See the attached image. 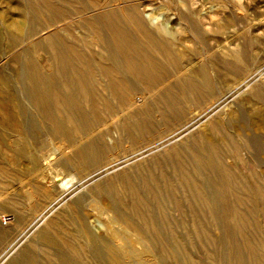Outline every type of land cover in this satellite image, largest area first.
I'll return each instance as SVG.
<instances>
[{
  "label": "bare ground",
  "instance_id": "6f19581e",
  "mask_svg": "<svg viewBox=\"0 0 264 264\" xmlns=\"http://www.w3.org/2000/svg\"><path fill=\"white\" fill-rule=\"evenodd\" d=\"M23 2L26 9L22 15L25 18L37 17L45 13L44 10L51 14L47 15V23L39 29H24L23 26H17V23L13 26V22L5 25L6 32L11 35L13 42H25V46L17 52L11 50L9 51L11 53H8L9 57L12 56V60L19 64L15 74L11 77L0 75L2 79L16 87L9 100L10 109L1 107L0 116L4 119L5 117L15 119L13 128L26 136V141L24 140L13 153V163L26 159L32 165L29 173L40 170L39 159L48 163L47 168H51L53 162L63 168L70 161L75 164L77 162V165L83 168L98 164L104 158L106 145L103 139L104 134L108 132L105 130L104 133L94 137L91 136V132L104 122L101 112L114 115L124 112L115 122V126L127 137L134 136L142 125L151 124L146 99L149 96L156 98L155 86L164 83L168 73H173L178 79L179 88L173 89L170 85L164 87L165 89L159 94V102H164L166 105L180 104L188 102L187 100L194 95H199L198 99L208 97L211 99V96L213 98L215 95L205 66H201L198 71L190 69L189 73H176L180 61L174 42L165 37H153L146 26H142V23L136 20V16L128 15L129 11L128 14L123 12L122 16L117 17L113 10L105 9L106 12L99 17L84 18L80 22L85 34L96 32L98 26L100 28L96 33L102 47L103 58L98 61L94 57V51L91 53L92 51H87L84 45L80 44L76 35L74 36L73 28L67 27V34L64 35L58 30L65 18L80 12V6L77 5V10L74 8L72 10V2L65 0H23ZM125 24L133 27L137 35H141L142 41L135 38L137 35L133 36L132 33L131 35ZM105 29L108 34L104 35L102 32ZM160 30L162 33L166 32L163 27ZM124 48L143 52L136 61L129 58L122 59L118 52ZM235 56L241 59V55L237 52ZM138 85L143 86V90L136 92V95L137 93L139 95L134 100L133 95L130 94L135 93ZM2 86L4 83L0 84V87ZM252 94L259 96L255 88ZM113 98L119 99L116 104L113 103ZM132 100L141 101V105L133 107L135 102ZM219 101L220 99L217 102ZM171 110L178 118L186 116L184 107L173 106ZM161 115L163 117L165 113ZM143 116L146 118L141 119ZM191 121L193 122V119ZM227 124L230 127V124ZM41 133L49 137H58L61 142L67 144L66 148L69 152L65 154L49 149L46 155L36 156L29 153L27 147L32 144L30 138H35ZM85 134H87L85 141L82 142V139L78 141V136L83 137ZM241 146L235 142L232 134L220 127L217 119H213L209 124V132H200L195 142L187 145L176 144L167 155L157 154L147 164L123 169L116 175L98 182L91 188L89 201H86L84 195L76 196L70 208L48 219L46 227L38 231L36 244L42 249L41 254L44 253L46 256L43 264H54V260L59 264H81L76 256L82 254H88L101 264H162L159 257L151 250L153 244L151 239L155 237L150 236V231L151 227L159 222L163 223L161 226L167 228L165 225L169 222L166 217L167 208L172 204L181 210L184 204H188L191 213L196 207L200 211L207 210L211 221L218 223L224 234L235 229L233 227L245 229V225L249 223L248 216L254 211L252 208L257 207L258 201L264 199V187L262 188L260 184L261 164L255 163L245 172L244 166L241 170H237L227 163L228 158L237 160L238 157H242ZM254 162L249 161L251 165ZM98 171L100 172L97 170L88 173L84 178L79 179L78 184H83ZM0 172H5L1 166ZM14 178L18 179L20 175H14ZM76 178V174L67 169L57 172L51 183L52 186L53 183L57 184L61 190L58 196H53L49 188H44L40 182L36 181L32 184L33 190L42 199L51 201L40 213L41 216L33 220L34 222L48 216H46L47 209L52 208L73 189ZM231 195L236 198L234 202L229 198ZM125 201H128L129 205H125ZM248 201L251 203L245 208L243 203ZM91 203L94 207L89 208ZM248 208H251V211ZM93 211H96L94 214L100 220L104 219V234L94 230L93 219L90 217ZM181 212L185 215L183 210ZM17 213L19 217H23L20 212ZM193 223L195 225L194 221ZM19 224L20 222L17 221L15 226ZM159 237V242L161 244L165 242L167 245L168 252L177 256L181 244L173 237H169L168 233H163ZM255 246L256 248L253 244V247L249 248L248 257L253 264H264V252L258 248V244ZM61 247L66 253L58 255L55 259L49 251L56 252ZM31 249L32 243H28L21 249L19 256L13 258L9 264L36 262L31 255ZM241 259L245 257L241 256ZM196 263L199 262H191V264ZM235 264L242 263L235 261Z\"/></svg>",
  "mask_w": 264,
  "mask_h": 264
},
{
  "label": "rangeland",
  "instance_id": "374dc122",
  "mask_svg": "<svg viewBox=\"0 0 264 264\" xmlns=\"http://www.w3.org/2000/svg\"><path fill=\"white\" fill-rule=\"evenodd\" d=\"M65 1L72 2V10L73 8L77 10L76 6H80V12L65 18L60 23L58 30L64 35L67 34V27L73 28L74 36L76 35L75 37L81 43L78 42L84 45L87 51L90 50L91 53L94 51V57L98 61L103 58L102 47H100L101 45L97 40L98 33H96L100 28L98 26L96 32L85 34V29L80 22L84 18L99 17L106 12L105 9L113 10L117 17L122 16L123 12L129 13V16H136V20L141 22L142 26H146L153 37H165L174 42L180 61L176 73H189L190 69L198 71L201 66H205L208 69L215 95L213 98L211 96V99L209 97L198 99L199 95H194V99L191 98L187 100L188 102L166 105L164 102L158 101L160 92L167 88V85L173 89L179 88L178 79L173 73L166 74L168 80L166 79L164 83L155 86L156 98L149 96L146 99L149 107L148 118H150L151 124L142 125L136 130L134 136L127 137L120 128L115 126V122L121 118L124 112L115 115L101 112L100 115L104 122L93 129L91 136L94 137L107 130L108 134H104L103 139L106 145L104 158L98 164L87 168L78 166L77 162L75 164L71 161L65 164V168L61 165L56 166L55 162L51 168H47L48 163L39 159L40 170L29 173L32 165L26 159L20 158L19 162L13 163V153L22 145L24 140L26 141V136L13 128L15 119L11 120L9 117L4 119L0 116V166L5 171L4 173L0 172V264H9L13 258L19 256L21 249L28 243H32L31 255L36 259V262H32V264H43L46 256L44 253L41 254L42 249L37 246L36 241H38V231L46 227L48 219L70 208L73 199L78 195H84L86 201H89L91 188L98 182L116 175L123 169H132L137 165L147 164L157 154L167 155L176 144L187 145V143L195 142L200 132H209V124L213 119H217L220 127L232 134L237 144L243 146H241L242 152L240 154L242 157H238L237 160L228 158L227 163L237 170H241L244 166L245 172L255 163L261 164L259 166L260 184L262 188L264 187V114H262L264 111V0ZM23 3V0H0V75L2 77H11L19 66L12 60V56L9 57L11 53L9 51L17 52L25 46V42H13L11 35L6 32V23L12 24L13 22V26L17 23V26H23L24 29H39L47 23V15H51L50 12L44 10V7L45 13L34 18H25L23 15L26 7ZM127 11L129 12L127 13ZM121 22L123 23V21ZM125 26L130 34L137 35V31L133 27L129 24H125ZM161 27L165 28L169 34L168 32L162 33ZM102 33L108 34L107 29ZM137 36L135 38L142 41L141 35ZM141 52L143 51L124 48L119 50L118 55L122 59L129 58L136 61L137 57L142 54ZM236 52L241 55V59L235 56ZM2 77L0 76V84L4 83V86L0 87V108L10 109L9 100L13 89L16 87ZM248 78L250 79L247 80ZM254 88L258 90L259 96L252 94ZM141 90H143V86L138 85L135 93L130 94L133 95L134 100L139 95L138 93L136 95V92ZM215 97L217 98L214 99ZM218 98L220 99L219 102H217ZM118 100V98H113L112 101L116 104ZM134 100L132 102H135ZM23 101L25 102L24 98ZM212 101L216 104H213ZM140 105L141 101H136L133 107ZM178 105L184 107L186 116L183 115L178 118L174 115L171 109ZM205 110L206 112H204ZM161 113H165V115L162 117ZM196 117L197 121L194 122ZM145 118L144 116L141 117V119ZM9 120L14 122L11 123ZM225 121L230 124V127ZM85 136L87 134L83 137L78 136V141L82 139L84 142ZM30 142L32 144L27 147V150L36 156L46 155L49 149L65 154L69 152V149L66 148L67 144L61 142L58 137L45 136L43 133L35 138H30ZM251 160L257 161L251 165L249 163V161L252 162ZM246 166L247 168H245ZM66 169L76 174L75 187L73 186V189L63 199L55 203L52 208L47 209L46 216L49 217L34 222L33 220L46 209L51 201L50 199H42L33 190L32 184L36 181L40 182L44 188H49L53 196H58L61 190L57 184L53 183V187L51 182L57 172ZM97 170L100 172L98 171L94 176L85 180L83 184H78L79 179L81 180L88 173ZM14 175H20V178L16 179ZM219 181L221 182V178ZM229 198L233 202L236 200L235 196L232 195ZM250 203V201L244 202L243 206L246 208ZM89 205V208L94 207L93 203ZM125 205H129L128 201H125ZM51 210L52 212H50ZM182 210L185 215L182 214ZM182 210L173 204L170 205L167 208L168 216L166 217L169 221L165 224L167 228L161 226L163 225L162 222L151 227L150 236L157 237L151 239L153 243L151 250L159 257L162 264H191L192 261L199 262L196 264H235V261L242 264H253L248 257L249 248L253 247V244L256 248L255 245L258 244V248L264 252V199L258 201L257 207L252 208L254 211L248 216L249 223L245 225V229L233 227L235 229L226 234L218 223L211 221L207 210L202 209L200 211L196 207V210H193L198 214L195 211L191 213L188 204H184ZM248 210L251 211V208ZM17 212H20L23 217H19ZM94 213L96 214V211L91 212L90 215L93 219L94 230L99 234H104V219L101 218L100 220ZM6 214L12 215V221L15 223L18 221L20 224L15 226L12 221L9 224H3L2 217ZM200 221L202 223H198ZM29 224H31L30 227L25 229ZM160 228L164 231L159 230ZM163 233H168L169 237H173L181 244L177 250V256L168 252L169 249L165 242H162L163 245L159 242L158 238ZM222 239L224 240L221 241ZM8 248L9 250H7ZM49 253L57 259L58 255L66 252L61 247L59 251L50 250ZM241 256H244L245 259H241ZM77 258L81 264H101L91 256L89 257L88 254L77 255ZM54 262V264H59L57 260Z\"/></svg>",
  "mask_w": 264,
  "mask_h": 264
},
{
  "label": "built area",
  "instance_id": "2783aa9c",
  "mask_svg": "<svg viewBox=\"0 0 264 264\" xmlns=\"http://www.w3.org/2000/svg\"><path fill=\"white\" fill-rule=\"evenodd\" d=\"M13 217L10 214H6L2 217L3 224H9L12 221Z\"/></svg>",
  "mask_w": 264,
  "mask_h": 264
}]
</instances>
